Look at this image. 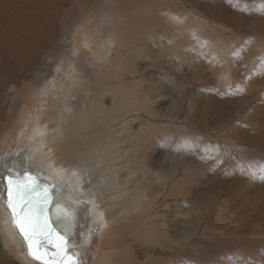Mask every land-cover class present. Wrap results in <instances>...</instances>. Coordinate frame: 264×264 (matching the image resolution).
Wrapping results in <instances>:
<instances>
[{"label": "rangeland", "instance_id": "1", "mask_svg": "<svg viewBox=\"0 0 264 264\" xmlns=\"http://www.w3.org/2000/svg\"><path fill=\"white\" fill-rule=\"evenodd\" d=\"M61 2L57 22L65 24L56 23L53 44L70 53L81 39L88 51L78 52L86 89L68 99L83 97V109L98 107L100 118L115 110L107 126L93 125L110 142L115 204L95 198L100 219L83 238L81 264H102L111 253L115 264H264V0ZM0 9L7 15L0 18L2 78L19 71L7 69L13 59L24 63L47 44L58 6L0 0ZM48 50L39 51L40 62L52 60ZM13 84L5 94L20 104L6 131L0 121V166L14 153L25 160L38 130L42 155L56 162L55 142L73 109L60 110L58 97L33 89V114ZM11 166L0 174L34 171ZM23 249L0 236V264H40L21 262Z\"/></svg>", "mask_w": 264, "mask_h": 264}, {"label": "bare ground", "instance_id": "2", "mask_svg": "<svg viewBox=\"0 0 264 264\" xmlns=\"http://www.w3.org/2000/svg\"><path fill=\"white\" fill-rule=\"evenodd\" d=\"M9 1H12V4H15L18 0ZM51 1L57 2L58 9L56 17L53 16L52 20L48 23V26H50V32L48 33L49 39L47 44H40V46H37L30 51L29 53L31 55H29L28 60L24 63L22 60L14 61L15 59H13L11 61L12 63H8L9 65H7V69L11 70L14 68L19 71L17 72L15 70V72L9 74V76L6 74L0 78V121L4 122L2 123L1 130L6 131L11 124L10 122L14 110L16 111L17 106L20 104L19 99L17 101V99L14 100V98H9L12 93L5 94L10 83H15L13 84V90L20 98L21 103L27 108H31L28 111H31L33 107H36L35 104L33 107L31 106L33 105L32 95L37 90L41 91L44 96L51 99L58 97L57 107L60 110L66 111L73 109L72 117L66 115V122L68 125L62 132H60L62 135L61 140L55 142L58 144V148H56V150L54 149V152H58V157H61L57 159L56 162L54 159H47V157L45 160V155H42L45 143L42 142L43 138L41 141V137H38V134L42 133V131L38 130L37 136L34 140L40 141H33L32 138L29 139L25 160L22 158L20 160L21 156L16 157L14 156V153L10 159H6L5 162H2L0 171L4 170L3 167H10L11 165L16 166V169L18 170L25 169L23 167L27 164L33 167V173L40 178L46 179L55 186L57 194V214H59V216L56 217L55 224L58 228L62 229V231L68 233L70 236L69 243L72 246L80 247L79 249L74 250V253L81 258L86 247L83 238H89L87 233H92L93 228L97 226L100 219V216L97 215L95 198L100 195L102 200L104 199V201H107L105 206H110V201H113L112 204H115V184L117 179L114 174L116 173V171H114V159H112L111 155L109 157V150H111V148L108 147V144L110 142L108 144L103 143L101 141L102 136H98L96 133L97 131L93 127V125H99L100 127L107 126V121H111L109 118L115 116V110L109 111V116L107 118H100L98 116V107L94 106L93 111L83 109V97L81 99L79 98L78 102L75 103H72L70 99H68V97L73 96L75 98V96L79 94L78 92H84L86 89L85 83H83L79 74L81 71L88 73V68L83 65L82 57L78 52L88 54V51L83 49L81 39L70 53L63 52V47L53 44L54 36L57 31L56 23L61 26L59 27L60 29H63L65 24L64 21H62V23L60 22V24L57 22L59 20L58 12H60L65 3H62L61 0ZM84 1L86 3V1L90 0ZM29 6L30 5L28 4V7ZM0 13H3L1 9ZM62 15L64 16L63 20L67 18V21L69 22L70 11L65 10ZM5 16L7 15L3 13L0 15V18H4ZM33 16L34 18L38 17L35 13ZM20 21L24 24L27 23L24 18H21ZM25 34L23 38H25ZM51 45L54 46L51 47ZM48 46L50 47V50H48L46 59L52 58L53 60V58L58 56V62L44 60V57L42 58L44 61L42 59H40L42 62L38 60L39 51L46 50ZM32 71H34L35 76L31 82L26 84L25 82H22L25 87L19 88L17 82L19 83L22 80L25 81V79L28 78L29 73ZM33 89H35V91H33ZM95 89L96 88H94L95 97L99 100L98 95L100 94H98V92L101 93V91ZM25 90L28 93V96H26L28 98H24V94H26L24 93ZM37 96L39 99H43L41 95ZM43 102H46V100L43 99ZM71 103L72 105L70 106ZM7 107L12 113L9 116H7L4 111V108ZM114 107L116 108V106ZM35 112L36 111H31L33 114ZM63 116H65V114H63ZM71 118L73 120H71ZM28 128H31V126ZM1 130L0 135L2 134ZM62 157L67 159V163L63 162ZM83 163L86 165H83ZM32 164L36 167L32 166ZM99 165L104 166L100 167ZM8 168H6V170ZM105 176L107 177L106 181L104 179ZM102 184L103 186H101ZM0 195H2L0 197V236L4 241L5 246H8V243L11 241L17 247L22 248L25 246L26 248L24 240L11 223V214L4 201L3 184L0 185ZM110 208L112 207L110 206ZM81 240L83 244L80 243ZM20 253H22L23 258H19L21 262H24L25 257H29L27 249H23ZM101 263L115 264V256L112 253L107 254L105 257H102Z\"/></svg>", "mask_w": 264, "mask_h": 264}, {"label": "snow or ice", "instance_id": "3", "mask_svg": "<svg viewBox=\"0 0 264 264\" xmlns=\"http://www.w3.org/2000/svg\"><path fill=\"white\" fill-rule=\"evenodd\" d=\"M38 187L36 179L28 173L23 177H7L6 206L11 212L12 225L26 241L28 254L33 259L41 261L42 264H79L78 259L68 255L66 239L58 236V242L53 241L52 234L55 230L48 226L47 219L41 221L48 197H42L43 204L36 199L34 193ZM46 244H52L57 249L55 255L58 259L55 261L46 258Z\"/></svg>", "mask_w": 264, "mask_h": 264}, {"label": "water", "instance_id": "4", "mask_svg": "<svg viewBox=\"0 0 264 264\" xmlns=\"http://www.w3.org/2000/svg\"><path fill=\"white\" fill-rule=\"evenodd\" d=\"M25 173H28L31 176H33L36 179V181H37V183L39 185L36 193H34V196L36 197V199L41 200V203L43 204L42 197L45 196V195H47V197H48V202H47V205L44 208V213H43V216L41 217V221H43L44 219H47L48 226L51 229L55 230L54 233L52 234V240L53 241H57V237L58 236L64 237L66 239V241H67V253H68V255L78 259L79 264H81L80 257L74 253L75 252L74 250L79 249L80 247L72 246L69 243L70 236L68 235V233L62 231V229L58 228L56 226V224H55L56 217L59 216V214H57L58 213L57 212L58 208L56 206V203H57L56 189H55V186L52 183H50L46 179L40 178L39 176H37L34 173H31V172H28V171L21 172V173H13V172H10L9 170H7V171H5V172L0 174V182L3 184V187H4V200L5 201L7 200V177L8 176H12L13 178L23 177ZM10 214H11V212H10ZM17 231L19 233L18 229H17ZM19 235H20V233H19ZM22 239L24 240L23 237H22ZM24 242H25L26 249H27V252H28L27 243H26L25 240H24ZM44 247L46 248V251L48 253V256L46 257L47 259H49L50 261H55L56 259H58V257L55 255L56 252H57V249L55 247H53L52 244H46V245H44ZM29 257L32 260H34L35 262L42 264L41 261H37V260L33 259L30 255H29Z\"/></svg>", "mask_w": 264, "mask_h": 264}]
</instances>
